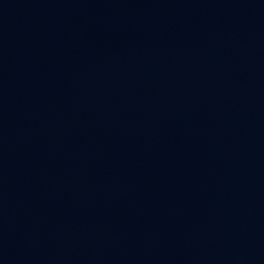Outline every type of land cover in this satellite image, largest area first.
<instances>
[{
	"label": "water",
	"instance_id": "95a60500",
	"mask_svg": "<svg viewBox=\"0 0 264 264\" xmlns=\"http://www.w3.org/2000/svg\"><path fill=\"white\" fill-rule=\"evenodd\" d=\"M0 264H264V0H0Z\"/></svg>",
	"mask_w": 264,
	"mask_h": 264
}]
</instances>
